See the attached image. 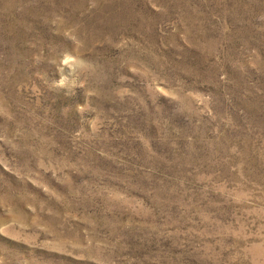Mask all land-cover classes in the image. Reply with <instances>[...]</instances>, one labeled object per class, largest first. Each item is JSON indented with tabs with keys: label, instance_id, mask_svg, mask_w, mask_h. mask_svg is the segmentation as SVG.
Masks as SVG:
<instances>
[{
	"label": "rangeland",
	"instance_id": "1",
	"mask_svg": "<svg viewBox=\"0 0 264 264\" xmlns=\"http://www.w3.org/2000/svg\"><path fill=\"white\" fill-rule=\"evenodd\" d=\"M0 264H264V0H0Z\"/></svg>",
	"mask_w": 264,
	"mask_h": 264
},
{
	"label": "clouds",
	"instance_id": "2",
	"mask_svg": "<svg viewBox=\"0 0 264 264\" xmlns=\"http://www.w3.org/2000/svg\"><path fill=\"white\" fill-rule=\"evenodd\" d=\"M64 66L67 67V65H64ZM60 80H63V77H61ZM58 89H64L65 92L67 93V88H65V86L63 84H61L59 81H56L53 83L50 90L56 91ZM77 110L79 111V109H77Z\"/></svg>",
	"mask_w": 264,
	"mask_h": 264
}]
</instances>
